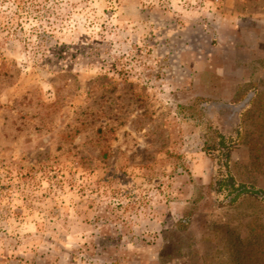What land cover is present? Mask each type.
<instances>
[{
  "label": "rangeland",
  "instance_id": "obj_1",
  "mask_svg": "<svg viewBox=\"0 0 264 264\" xmlns=\"http://www.w3.org/2000/svg\"><path fill=\"white\" fill-rule=\"evenodd\" d=\"M238 126L264 189V0H0V264H264Z\"/></svg>",
  "mask_w": 264,
  "mask_h": 264
},
{
  "label": "trees",
  "instance_id": "obj_2",
  "mask_svg": "<svg viewBox=\"0 0 264 264\" xmlns=\"http://www.w3.org/2000/svg\"><path fill=\"white\" fill-rule=\"evenodd\" d=\"M49 34L46 33V30H42L38 34L37 43L34 45L35 51L38 52V49H42L46 47L45 49H48V41H49ZM60 51V50H59ZM250 102V101H249ZM248 103L245 105L247 106ZM244 106V107H246ZM242 116V114H241ZM230 118V116H227ZM239 126L236 130V133L234 135L232 134H226L218 130V144L217 147L211 149L209 151L210 154L214 151H218V154L222 157V165L221 168L225 169V172L222 174V179L217 180V184L219 185L218 191L220 195L227 200L230 203L236 202L238 199H240L242 196L249 194L252 196H256L259 198L262 202H264V189L257 187L254 184L251 183H245L238 181L235 176L230 171V159H231V152L233 146L236 144V141L241 137V132L239 130ZM248 240L242 244V247L248 246ZM263 240L259 241V246L263 247Z\"/></svg>",
  "mask_w": 264,
  "mask_h": 264
}]
</instances>
